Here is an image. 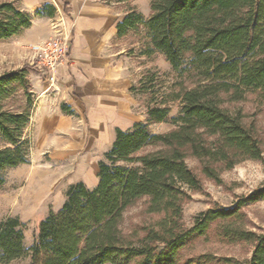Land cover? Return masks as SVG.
Masks as SVG:
<instances>
[{"label":"trees","instance_id":"1","mask_svg":"<svg viewBox=\"0 0 264 264\" xmlns=\"http://www.w3.org/2000/svg\"><path fill=\"white\" fill-rule=\"evenodd\" d=\"M150 9L147 18L127 11L116 23V37L144 27L145 53H161L178 73L171 94L180 104L179 114L170 119L174 129L155 134L148 128L167 120L166 100L147 107L144 123L116 128L111 148L98 162V184L67 186L61 207L42 218L28 248L17 217L0 222V264L27 253L29 264H206L205 255L185 257L183 251L213 224L227 242L253 245L243 264H264V233L245 230L241 212L256 193L231 208L206 209L191 228L182 221L189 193L202 190L188 157L198 159L204 176L214 180L220 169L261 158L255 127L243 122L241 111L223 104L244 101L247 93L264 101V0H151ZM35 13L50 17L55 12L45 4ZM31 20L12 1L1 2L0 40L20 35ZM21 92L26 105L15 108L9 101ZM31 104L27 67L1 73L0 171L27 162L23 132ZM61 109L72 113L65 105ZM141 199L150 220L125 232L124 213Z\"/></svg>","mask_w":264,"mask_h":264},{"label":"rangeland","instance_id":"2","mask_svg":"<svg viewBox=\"0 0 264 264\" xmlns=\"http://www.w3.org/2000/svg\"><path fill=\"white\" fill-rule=\"evenodd\" d=\"M5 1H12L18 8L27 12L21 3L22 0H0V3ZM40 1H51L52 4H57L54 8L55 15L51 21L47 19L38 20L36 19V9L29 8L27 13L34 16L36 21L34 28H47L48 33L45 34V38L51 36L53 32L52 21L70 29L73 19L67 13L75 12L72 11L70 5L64 10L65 1L70 0ZM56 1L57 3H55ZM77 1L79 2L76 3L73 0V5L77 4L79 9L83 2H100L104 6V10L110 11L114 17L123 16L131 9L141 12L145 18L151 12V0ZM22 32L12 39L0 40V74L26 66L29 73L32 102L31 119L23 132L29 148L27 162L0 171V177L3 178V183L0 185V222L9 217H17L23 223L24 246L28 248L36 239L39 223L45 214H48L47 212L50 210L57 211L61 207L59 205L62 204L67 185L82 180L88 182L96 178L95 168L98 167V162L103 158L104 151L111 147H109L110 141L107 140V136L105 143H101V145L96 142L92 147L87 140L84 144H79L81 134L84 135L86 131H92V137L94 136L96 141L103 139L101 134L105 133V130L101 128L90 129L86 127L81 130L70 128L69 131H54L48 135H41L36 132V126L34 122L32 123V119L35 118L33 113L35 112V103L37 104L38 101L31 81H33L34 76L36 78L42 76L41 73L43 72L29 65V46L34 42L31 43L29 36L22 34ZM126 35L121 45L125 50L124 55L130 57L128 69L134 87L132 94L135 104L133 109L126 113V119L119 125L122 129H127L134 123H144L147 118V107L166 100V105L169 108L167 120L152 123L148 128L155 134L173 130L174 125L171 124L170 119L179 114L180 104L177 100H171V94L177 90L175 82L179 79L178 73L170 67L161 53H145L149 48V39L146 37L144 27L140 26ZM141 79H143V86L147 88L145 91L140 90L141 85L138 82ZM48 102L52 109L55 103L51 100ZM9 103L13 107L21 109L26 105L22 92L11 99ZM223 105L231 112L234 110L241 111L245 116L243 122L255 127L259 140H261V158L241 161L231 169H220L218 170V180H214L204 176L198 159L188 157L186 163L200 178L202 190L189 193V199L183 203L182 221L185 227L191 228L195 222V216L199 213L208 208H231L239 200L247 199L254 192L256 193L255 200L247 201L241 209L244 215L243 226L245 230L262 234L264 233V101L262 102L255 94L247 93L244 101L225 102ZM114 127L115 125L110 127V132H114ZM143 152L140 151L138 154ZM144 201V199L137 201L131 209L124 213L122 227L125 232L132 226L149 222L150 218L143 214ZM151 217L152 220H156L154 216ZM252 249L253 245L242 241L227 242L220 235V232L216 231L213 224L208 228L207 235L194 238L188 248L183 251V254L185 257L205 255L208 260L206 264H243L251 256ZM29 263L30 254L27 253L8 264Z\"/></svg>","mask_w":264,"mask_h":264},{"label":"crops","instance_id":"3","mask_svg":"<svg viewBox=\"0 0 264 264\" xmlns=\"http://www.w3.org/2000/svg\"><path fill=\"white\" fill-rule=\"evenodd\" d=\"M75 2L79 1L75 0ZM21 3L27 12L29 8L37 9L45 4H51L54 8L57 5L52 4L51 1L41 2L40 0H22ZM67 3L75 12L67 13L73 19L72 27H69L72 31L68 57L64 65L55 71L52 87L54 86L57 92L50 88L44 73H41L43 77L40 73V77H33L31 84L38 103H35V112L33 111L35 118L32 119V123L34 122L36 132L41 135H48L54 131H69L70 128L78 130L86 127L101 128L105 130V133L101 134L103 139L96 141L94 136L92 137V131H89L90 133L86 131L84 135L81 134L79 144L82 145L87 140L92 147L96 142L101 145L105 143L107 136V140L110 141L109 147H111L115 129H122L119 123L126 119V113L133 109L135 104L132 94L134 87L128 69L130 57L124 55L125 50L121 45L127 35L122 38L116 37V23L126 13L123 16L114 17L110 11L104 10L100 2L96 1L83 2L80 9L77 4L73 5V0ZM54 15L50 17L36 15V19L51 21ZM31 18L30 27L22 34L29 36L30 42L33 43L45 38L48 30L41 27L34 28L36 21L34 16ZM48 100L55 103L52 109ZM61 105L69 107L72 113H64ZM113 125H115L114 132H110L109 129ZM97 171L98 167L95 168L96 178L93 180L88 182L82 180L87 187L94 188L98 184Z\"/></svg>","mask_w":264,"mask_h":264},{"label":"built area","instance_id":"4","mask_svg":"<svg viewBox=\"0 0 264 264\" xmlns=\"http://www.w3.org/2000/svg\"><path fill=\"white\" fill-rule=\"evenodd\" d=\"M58 22H51L52 34L47 38L37 40L29 46V65L42 71L48 80L51 89L55 71L64 65L67 60L71 31L60 26Z\"/></svg>","mask_w":264,"mask_h":264}]
</instances>
